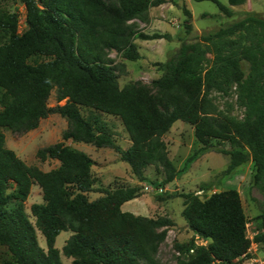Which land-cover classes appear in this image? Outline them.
Segmentation results:
<instances>
[{
	"label": "trees",
	"instance_id": "1",
	"mask_svg": "<svg viewBox=\"0 0 264 264\" xmlns=\"http://www.w3.org/2000/svg\"><path fill=\"white\" fill-rule=\"evenodd\" d=\"M205 1V0H196ZM227 17L233 10L219 0ZM26 9L25 30L19 15L0 11V245L11 259L0 264H159L157 254L173 222L125 212L122 206L139 195L141 186L114 190L93 185L92 159L83 151L59 142L38 152L42 160L55 159L60 166L49 172L27 165L6 146L3 129L25 134L40 121L57 113L67 119L63 139L97 148H112L141 182L161 187L185 175L193 163L215 151L230 157L226 173L252 162L254 184L264 191V20L252 14L203 41L180 38L181 46L166 62L151 86L137 81L120 86L118 71L108 52L128 61L142 58L137 39H166L170 34L137 31L134 20L146 21L150 8L166 0H20ZM247 0H229L240 7ZM186 35L193 30L192 14L185 7ZM213 55L212 65L208 55ZM41 60V61H39ZM249 64L246 74L242 62ZM57 88V100L65 105L51 108L48 99ZM231 96L244 109L243 119L221 111L213 93ZM81 108L121 119L132 141L118 146L100 118H86ZM182 121L194 128L201 146L177 169L162 137ZM226 145H229L227 148ZM148 166L162 167L163 181L151 182ZM34 185L43 192V203H25ZM12 189V190H11ZM104 194L91 201L87 194ZM182 217L194 237L176 244L177 264H236L249 255L248 217L240 193L228 189L202 199L182 194ZM263 233L264 202L257 217ZM38 231L46 249L39 243ZM72 236L60 251L57 237ZM206 240L196 244L195 237Z\"/></svg>",
	"mask_w": 264,
	"mask_h": 264
},
{
	"label": "rangeland",
	"instance_id": "2",
	"mask_svg": "<svg viewBox=\"0 0 264 264\" xmlns=\"http://www.w3.org/2000/svg\"><path fill=\"white\" fill-rule=\"evenodd\" d=\"M223 5L233 10V16L227 17L222 13L217 4L212 1L196 0H166V3L152 7L149 10L146 21L134 20L129 24L134 25L137 31L146 34H170L172 40L157 39L135 41L142 58L136 62L126 60L116 51L108 52L109 60L115 65H124L118 71L121 87L140 81L146 86L161 77L162 72L156 66L157 63L166 62L176 54L181 46L180 38L190 42L203 41L204 37L212 36L219 30L233 26L242 19L252 14L264 20V0H247L240 7H231L229 0H219ZM192 14V33L186 35L184 22L187 17L184 8ZM0 11L18 13L20 32L25 28L26 9L20 0H0ZM210 67L213 55H208ZM41 61V60H39ZM242 68L246 74L249 72V64L242 62ZM212 97L219 110H230L231 114L239 119L244 117V109L237 103L236 93L231 96H223L213 93ZM66 100H57V88H54L48 99V106L55 108L65 105ZM84 117L100 118L106 125L108 132L113 136L115 143L123 149H128L132 141L122 121L118 117L94 112L81 108ZM67 119L54 113L40 121L39 127L25 134H16L10 130L3 129L6 136L7 148L14 151L17 156L27 165L35 166L44 172H49L60 166V163L51 158L42 160L38 152L59 142L67 146L85 152L93 161L92 176L93 187L98 190L104 188L114 190L119 187L141 186L136 199L125 203L122 210L131 212L136 216L148 218H167L173 222L168 228L166 241L161 245L157 254L159 264H177L180 256L176 244L189 242L195 235L188 228L182 217L184 199L182 194L194 193L202 199L214 193L228 189H236L240 193L245 213L248 217L247 235L252 241L249 255L237 261L236 264H264V243H258L256 239L263 233L259 230L257 217L260 214L261 204L264 202V191L260 186L254 184L255 169L252 162L244 164L232 172L226 173L230 164V157L215 151H211L195 163L189 171L174 182L156 187L150 182H141L132 172L130 166L121 160L120 155L112 148H97L91 144L77 143L73 140L65 141L64 133L68 129ZM167 145L169 158L177 169H182L188 157L197 150L201 144L198 143L193 126L182 121L176 122L170 131L162 137ZM229 148V145H226ZM145 175L149 181H163L164 171L160 166H148ZM12 190V189H11ZM91 201L103 197L100 191L87 194ZM43 203V192L40 186L34 185L31 195L25 203V208L33 223L31 207L34 204ZM40 246L46 249V241L38 231ZM72 232L63 231L57 237L56 247L62 251ZM196 244L206 246L209 242L195 237ZM64 264H72L73 259L61 254ZM11 259L8 249L0 245V263H6Z\"/></svg>",
	"mask_w": 264,
	"mask_h": 264
},
{
	"label": "crops",
	"instance_id": "3",
	"mask_svg": "<svg viewBox=\"0 0 264 264\" xmlns=\"http://www.w3.org/2000/svg\"><path fill=\"white\" fill-rule=\"evenodd\" d=\"M131 213V212H130Z\"/></svg>",
	"mask_w": 264,
	"mask_h": 264
}]
</instances>
